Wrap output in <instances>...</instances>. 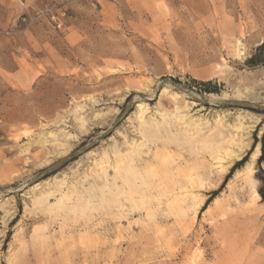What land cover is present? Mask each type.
<instances>
[{
  "label": "rangeland",
  "instance_id": "1",
  "mask_svg": "<svg viewBox=\"0 0 264 264\" xmlns=\"http://www.w3.org/2000/svg\"><path fill=\"white\" fill-rule=\"evenodd\" d=\"M28 3L0 9V264H264V0Z\"/></svg>",
  "mask_w": 264,
  "mask_h": 264
},
{
  "label": "bare ground",
  "instance_id": "2",
  "mask_svg": "<svg viewBox=\"0 0 264 264\" xmlns=\"http://www.w3.org/2000/svg\"><path fill=\"white\" fill-rule=\"evenodd\" d=\"M244 129L242 127L237 128L238 131H243ZM244 136H245V134L242 133L241 136H238L239 138L233 139L231 141V145H232L231 149L226 151L224 154V158H225L224 163L226 164V167L231 165L234 160L239 159L242 156V154L245 152V150L248 148L249 145H248V143L244 142V139H245V138H243ZM258 154H259V151L257 149H255L254 152L250 153L249 162H253L255 160V158L258 156ZM121 160H122V158H120V157H116L114 159H111V162H110L111 170H114L115 168H117L116 165ZM220 161H222V158H220ZM226 167L222 166L220 170H226L227 169ZM0 262H1V259H0Z\"/></svg>",
  "mask_w": 264,
  "mask_h": 264
},
{
  "label": "crops",
  "instance_id": "3",
  "mask_svg": "<svg viewBox=\"0 0 264 264\" xmlns=\"http://www.w3.org/2000/svg\"><path fill=\"white\" fill-rule=\"evenodd\" d=\"M29 0H0V9H3L9 13V16L13 15L16 11H21V10H28V3ZM36 61H39V59H35ZM36 63V62H34ZM31 62V64H34ZM18 71L15 69L14 71H9L5 67L4 63L0 60V78L5 79L6 76L5 74L10 72V73H15Z\"/></svg>",
  "mask_w": 264,
  "mask_h": 264
},
{
  "label": "trees",
  "instance_id": "4",
  "mask_svg": "<svg viewBox=\"0 0 264 264\" xmlns=\"http://www.w3.org/2000/svg\"><path fill=\"white\" fill-rule=\"evenodd\" d=\"M260 173L263 177H259V181H260V184H261V187L258 191L260 197H261V201L264 202V170H260Z\"/></svg>",
  "mask_w": 264,
  "mask_h": 264
},
{
  "label": "built area",
  "instance_id": "5",
  "mask_svg": "<svg viewBox=\"0 0 264 264\" xmlns=\"http://www.w3.org/2000/svg\"><path fill=\"white\" fill-rule=\"evenodd\" d=\"M44 12H48L51 14V18L54 19L55 21V25L57 28H61L62 24L60 23V21L57 19V21L55 20L57 18L56 14H54V12L51 9H44ZM63 15V14H62Z\"/></svg>",
  "mask_w": 264,
  "mask_h": 264
},
{
  "label": "water",
  "instance_id": "6",
  "mask_svg": "<svg viewBox=\"0 0 264 264\" xmlns=\"http://www.w3.org/2000/svg\"><path fill=\"white\" fill-rule=\"evenodd\" d=\"M258 109L264 110V107H263V106H261V107H258Z\"/></svg>",
  "mask_w": 264,
  "mask_h": 264
}]
</instances>
